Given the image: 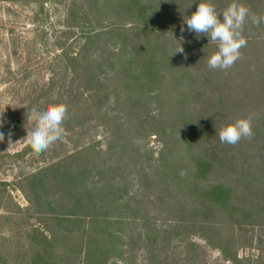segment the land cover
Wrapping results in <instances>:
<instances>
[{"label": "rangeland", "instance_id": "obj_1", "mask_svg": "<svg viewBox=\"0 0 264 264\" xmlns=\"http://www.w3.org/2000/svg\"><path fill=\"white\" fill-rule=\"evenodd\" d=\"M104 2L98 1L97 13L95 0H0V131L5 135L0 143V264L47 263V252L51 264L85 258L77 250L85 251L101 228L88 226L95 211L78 208L73 197L68 201L64 189H58L59 175L50 171L31 178L58 163L69 165L75 175L76 166H86L79 168L85 187L112 207L101 210L112 222L106 231L116 235L115 251L105 255L109 264H234L228 255L239 264H264V24L249 19L240 58L230 69L212 70L207 59L216 45L202 34L197 39L183 25L199 0H133L119 13L117 0ZM139 2L152 5L153 25L165 27L176 49H183L177 55L196 80L193 102L186 99L185 105L193 120L211 127L214 134L201 137L200 145L204 151L219 147L226 167L209 180L238 184V194L255 215L241 228L227 217L193 219L196 204L184 194L189 188L175 181L177 167L163 166L174 164L166 141L178 122L169 109L177 101L168 99L163 80L156 85L144 77L149 56H134L132 44L122 37L137 21L150 23L135 20L142 12ZM211 2L219 14L232 0ZM251 4L252 14L264 15V0ZM95 29L107 35L90 44ZM63 54L78 58L76 72ZM101 88L105 91L92 99ZM66 102L63 138L46 151H34L26 108ZM249 116L250 138L234 146L219 141L221 127ZM86 148H92L88 154L66 160ZM178 170L186 174L182 165ZM78 215L85 217L84 226L68 222ZM83 227L88 241H83Z\"/></svg>", "mask_w": 264, "mask_h": 264}, {"label": "trees", "instance_id": "obj_2", "mask_svg": "<svg viewBox=\"0 0 264 264\" xmlns=\"http://www.w3.org/2000/svg\"><path fill=\"white\" fill-rule=\"evenodd\" d=\"M31 2H37V0H29ZM99 0H95L97 13L99 12L100 6L98 5ZM104 2V0H102ZM112 0H106V3H110ZM127 1L132 3L133 0H117L118 4L115 6L114 10L119 13L120 9L128 8ZM224 0H217L218 3H221ZM231 1V0H230ZM249 4V8L251 7V2L254 3V0H245L244 5L247 7ZM139 10L140 14L136 16L135 20H143L148 21V25H139L137 21V25L130 31V35H123L122 37L127 38L128 42L132 44L135 52L134 56L137 57L138 54L142 53L146 56L148 55L149 60L146 63L147 70L144 72V77L148 79H153L154 83L158 85V81L163 80L166 85L163 86L164 90L167 92L168 99H172L177 101L170 103L169 109H171L170 117L173 119H177L178 122H173V127L171 129L170 139L166 141V149L167 151H171L173 157V165L168 164L167 162H163L164 168L173 169L177 167V172L175 174V181L185 184L189 188V193L184 190V194H188L191 198V201L196 204V206L192 210L193 219L199 220L203 219L208 220L211 217L215 218L217 216L227 217L228 222L238 224L241 228L245 224H249L252 219L255 218L254 213L251 208L247 205L244 197H241L237 192L236 186L238 184L232 183L231 185H224L222 183H212L209 180V176L213 172H217V175H220V172L225 173L226 167L223 165V162L219 160L220 152H218L219 147L214 148V151H204L202 146L200 145L201 137L210 138L212 131L211 127L208 123L203 120H193L189 115V110L185 105L186 99L191 98L193 95V91H196L194 88V84L196 80H194L190 75V70L186 68L184 59L179 57L177 53L176 47L172 44L171 38L165 33V27H160L157 25H153L154 18L152 17V13L154 10L151 8V4L147 3L144 5L142 2H139ZM226 6V5H225ZM257 11V9H256ZM112 34L115 33L117 29L113 28ZM107 35V32L104 33ZM101 32L94 31L92 33L93 38L87 39L90 44L94 42L92 39L95 38L94 41H97L100 35H104ZM173 45V46H172ZM65 60L72 61L74 65H72V70L76 72L75 64L78 66V58L70 59L68 55L63 54ZM68 63V62H67ZM161 65V67H160ZM165 69L162 74L161 69ZM155 76V77H154ZM193 87V88H192ZM105 88H101L100 91L96 90V93L92 94L91 98L100 97L101 91ZM191 92L188 93L187 91ZM159 100L163 99L160 94L158 95ZM170 97V98H169ZM137 104L136 101H132ZM193 102V100H192ZM65 104H68L67 102ZM191 105V104H189ZM176 126L177 128H174ZM212 131V133H211ZM92 148H86L76 151L73 155H69L66 160L73 161L82 155L88 154L89 150ZM65 161V160H64ZM183 166L186 169V174L181 176L178 170L179 166ZM69 165H65L64 168L60 163L57 165H53L50 168L43 169L39 173L33 175L31 178L35 179L39 176L46 175L47 173H55L59 175L58 189H64L66 199L68 201L73 197L74 201H76V206L78 208H85L87 210L91 209L95 211L96 216L95 221H91V224L88 225L92 228H95L93 225L96 223L101 227L99 231H95V237L90 243H86L87 248L85 251L81 249L77 254L79 257L85 256L84 259L78 263H67V259L64 264H109L107 259H105V255L110 251H115V237L114 233H108L104 226H109L112 224L110 221V217L101 213V210L106 211L112 208L105 207L102 204L101 198L94 197L93 193H91L84 185L83 178L81 176L80 167L86 166H76V175L72 173L71 170L68 169ZM173 167V168H172ZM64 169V170H62ZM174 170V169H173ZM181 176V177H179ZM186 176V178H185ZM30 178V179H31ZM183 178V179H182ZM78 184V185H77ZM58 192V190H57ZM68 193L70 195H68ZM91 193V194H90ZM85 197L87 200L86 204L82 200V197ZM93 196V197H92ZM63 198V197H62ZM66 199L63 202H66ZM62 200V199H61ZM149 201V198H145L142 202L139 203L140 206ZM66 205V204H65ZM139 206V207H140ZM138 207V208H139ZM77 216V215H76ZM81 215H78V217ZM87 216V215H84ZM204 217V218H203ZM80 219H71L68 222H75L81 226L85 225V220L83 217H79ZM60 220V219H58ZM57 220V221H58ZM74 220V221H73ZM61 221V220H60ZM64 221V220H63ZM101 224V225H100ZM82 228V227H81ZM83 227V241L87 239V229L85 230ZM102 231V232H101ZM94 232V231H93ZM101 232V233H100ZM47 239V238H46ZM48 240V239H47ZM147 240L151 241V236L148 235ZM51 253H46L47 263L43 264H51L50 263ZM234 261V264H239L237 257L235 258L232 255H228L226 257ZM70 260V258H69Z\"/></svg>", "mask_w": 264, "mask_h": 264}, {"label": "clouds", "instance_id": "obj_3", "mask_svg": "<svg viewBox=\"0 0 264 264\" xmlns=\"http://www.w3.org/2000/svg\"><path fill=\"white\" fill-rule=\"evenodd\" d=\"M249 19L253 24H264V15L252 14L239 0H232L219 14L211 0H199L196 10L183 18V25H186L187 30L194 33L197 39H200L202 34L208 42L210 40L216 45V51L207 59V67L212 70H227L240 58V49L246 44L242 31ZM181 31H184L183 26ZM182 51L180 46V50L175 53ZM26 109L25 119L31 126L27 135L34 151H46L63 138L65 134L63 123L67 116L66 104L45 103ZM251 119V116L237 119L221 127L217 133L219 141L234 146L241 139L250 138L253 134ZM3 126L4 123L0 119V129ZM4 140L5 135L0 131V143ZM8 143L13 144L11 133L8 135Z\"/></svg>", "mask_w": 264, "mask_h": 264}]
</instances>
